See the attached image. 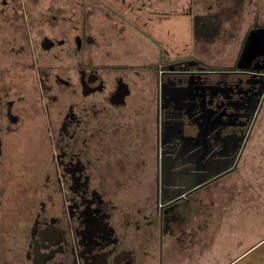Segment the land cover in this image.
Here are the masks:
<instances>
[{"label": "flooded vegetation", "instance_id": "1", "mask_svg": "<svg viewBox=\"0 0 264 264\" xmlns=\"http://www.w3.org/2000/svg\"><path fill=\"white\" fill-rule=\"evenodd\" d=\"M110 1L92 2L138 31L152 21L145 0ZM70 9L0 0V264H153L166 234H184L194 210L185 203L201 208L199 194L220 178H246L236 184L264 169V151H246L262 120L264 24L248 25L218 67L150 32L141 31L157 50H129L128 31L115 29L117 46L105 23L95 35ZM197 162L225 168L162 198Z\"/></svg>", "mask_w": 264, "mask_h": 264}, {"label": "rangeland", "instance_id": "2", "mask_svg": "<svg viewBox=\"0 0 264 264\" xmlns=\"http://www.w3.org/2000/svg\"><path fill=\"white\" fill-rule=\"evenodd\" d=\"M39 1H51L69 6L71 8L69 12L75 18L91 21L93 26L90 31L95 35L98 34L97 24L105 23L108 30V40L117 43V46H120V43L116 39L115 29L128 31L127 45L129 50L136 51L138 48H143V51L157 50L152 39H147L143 35V32H150L153 37L170 41L171 47L176 45L179 46L180 50L185 47L184 53L189 58L195 56L198 58H196L197 61H201V64H204L203 59L209 58L211 59L210 64L216 62L218 67L225 62L232 61L243 35L240 32L243 29L241 24L243 20L242 10L233 9V4L229 5L227 4L229 2L223 3L221 0H209L214 4L210 11L206 6L207 3L200 0L196 7L198 11L194 10L197 13L194 18L191 14L190 16L187 14L185 17L172 11L166 12L165 16L160 17L154 15L156 12L151 10L150 14H153L152 21L149 23L151 25L148 24L146 28L140 26L139 31L127 23H122V19H119L115 12L99 2L93 3V0H88L89 3H85L84 0H19L21 3H29L30 5ZM111 1L116 7L122 2L121 0ZM127 1L135 6L138 4L135 0ZM177 1L150 0V3L153 7L164 6L171 10L175 8L174 3ZM244 7H246L245 3ZM31 8L32 6H30ZM121 8L125 9V7ZM124 13L127 18L132 20L135 18L129 16L126 11ZM256 13L258 20L263 22L264 12L262 17L258 15L257 11ZM100 17L103 19L102 21L98 20ZM205 17L207 18L205 19ZM246 18H248V14H246ZM104 20L106 21L104 22ZM169 25L173 27H168ZM125 41L127 40L124 39L123 42ZM261 117L260 125H257L259 127L255 128L251 134L249 147L246 150L248 152H253L252 150L255 152L264 151V102ZM261 127L262 132L260 131ZM244 135L240 134L237 143L233 145L234 149L231 150L230 154L234 158L238 150L243 149L246 142ZM202 151L193 153L190 156L191 161H196ZM260 158L259 162L263 163L264 156ZM233 159L230 157L229 161H233ZM251 162L257 163L258 156H253ZM224 168V165H221L212 172V167L209 169L203 167L202 162H197V165L193 164L192 166L186 165L177 172L178 178L175 182L161 188V196L164 198L167 192L171 193V196H175L185 189H191L194 184V186L203 184L207 178L222 173ZM241 178L246 179L242 175H227L220 178L208 189L201 191V193L199 191V195L202 197L201 208L195 200L185 203L194 210L185 216L184 234H180L176 240L169 238V234H166L162 250L160 245L159 249L158 245L156 246L153 264H264V169L255 170V179H250V181L247 179L234 184L235 180H241ZM138 189L141 191L140 188ZM251 191H253V196ZM138 195L139 193H137ZM171 196L168 195L167 199ZM181 211H184V206L181 207ZM194 213H198L197 218L194 217ZM239 219L241 220L239 221ZM225 221L226 223L229 221V226ZM141 260L142 258H140Z\"/></svg>", "mask_w": 264, "mask_h": 264}, {"label": "crops", "instance_id": "3", "mask_svg": "<svg viewBox=\"0 0 264 264\" xmlns=\"http://www.w3.org/2000/svg\"><path fill=\"white\" fill-rule=\"evenodd\" d=\"M147 4L150 5V7L152 8V10L154 11H164V12H175L178 13L181 16H185L187 17V14L190 16V14L193 16L194 18V10L193 8H196L197 5L200 3V0H178L177 2L174 3V7L171 10L169 8H166L164 6H159V7H153L152 4L150 3V0H145ZM220 1V0H219ZM221 2H229L227 4L232 5L233 9H238V10H242L243 13V20L241 22L243 29L240 31L242 34L244 33L246 27H248V25H250L251 23L254 22V20L258 19L257 18V13L260 17H262V13L264 12V0H221ZM243 2V3H242ZM242 3V5H241ZM244 3L245 6L244 7ZM163 5V4H162ZM241 5V6H240ZM248 14V18H246V14ZM264 17V15H263ZM264 20V18H263ZM259 23L264 24V21L260 22V20H258ZM168 27H173V26H168ZM240 33V34H241ZM244 35V34H243Z\"/></svg>", "mask_w": 264, "mask_h": 264}, {"label": "water", "instance_id": "4", "mask_svg": "<svg viewBox=\"0 0 264 264\" xmlns=\"http://www.w3.org/2000/svg\"><path fill=\"white\" fill-rule=\"evenodd\" d=\"M262 30H264V27L262 28ZM259 41H260V46H262V48H264V37L260 36V37H259ZM173 167L175 168V165H172V166H171V168H173ZM181 185H182V184H181ZM194 185H195V184H194ZM194 185L191 186V187H192V188L195 187ZM192 188H191V189H192ZM185 190H187V189H185ZM185 190H183V192H184ZM183 192L181 191V192H179V193H183ZM179 193H177V194H179ZM172 197H174V196H171V197H169L168 199H172Z\"/></svg>", "mask_w": 264, "mask_h": 264}, {"label": "trees", "instance_id": "5", "mask_svg": "<svg viewBox=\"0 0 264 264\" xmlns=\"http://www.w3.org/2000/svg\"><path fill=\"white\" fill-rule=\"evenodd\" d=\"M260 130H262V127H261V129ZM264 133V132H263ZM264 155V154H263ZM263 160V164H264V158L262 159ZM244 215V214H243ZM238 220V219H237ZM241 219H239V221H240ZM225 223H226V221H225ZM226 224H228V226H229V221H227V223ZM242 224H244L243 223V221H242ZM221 226H223V225H221ZM223 228H224V226H223ZM241 228V227H240ZM243 228V227H242ZM241 228V229H242ZM244 230V229H243ZM199 255V254H198ZM197 256V255H196Z\"/></svg>", "mask_w": 264, "mask_h": 264}]
</instances>
